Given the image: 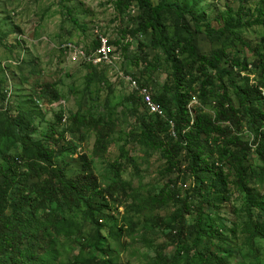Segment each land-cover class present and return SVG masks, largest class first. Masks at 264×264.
Returning <instances> with one entry per match:
<instances>
[{
	"label": "rangeland",
	"instance_id": "374dc122",
	"mask_svg": "<svg viewBox=\"0 0 264 264\" xmlns=\"http://www.w3.org/2000/svg\"><path fill=\"white\" fill-rule=\"evenodd\" d=\"M115 1L0 0V165H5V156L15 157L22 152L19 131L12 132L8 137L3 136L5 128L9 130L7 117L15 116L19 110L30 112L38 128L32 139L52 151V162L64 170L68 179L76 181L86 173L88 166L87 173L95 176L101 189L113 185L119 188L112 190L113 198L108 197L109 210L105 211L104 216L83 220L77 212V221L71 223V227L68 225L66 231L57 233L52 230L54 236L47 238V241H51L58 251V264L87 261L90 255H94L95 260L86 264L101 263L104 258L115 264H166L161 259L162 255L169 259L167 264H172L173 259H178V264H186L187 254L182 253L179 257L180 250L188 248L194 255L201 253L207 245L205 238L197 247L194 245L197 233L195 226L200 217H212L216 223L220 222V218L230 228L249 219L246 193L237 183L238 159H243L248 172L251 168L259 169V161L256 151L245 152L238 146H229L225 152L222 142L214 145L218 150L222 149L221 154L215 151L210 157L209 147L202 167L216 162L217 168L219 166L216 173L226 179L228 192L215 191L213 197L208 198L197 180L186 172L188 161L184 154L177 157L182 173L177 170L168 173L165 152L141 144L140 136L144 130L141 120L148 114L124 77L133 76L151 87L153 95H160L164 87H171L172 67L165 55L154 48L151 32L143 37L132 34L139 25L136 20L139 17L138 10L130 17H121L117 14ZM172 1L179 2L186 9L193 7L196 14L204 13V22L210 23L211 29L216 31L210 37L204 26L202 32L197 33L191 16L184 14L182 22L188 24L194 33L193 43L197 52L209 54L213 50L225 48L229 55L239 57L242 62L248 60L251 64L260 53L264 56V0ZM241 4L254 11L252 16L245 17V20L251 21V25L240 26L234 29L235 33L223 35L227 16L234 23ZM69 10L71 15L68 14ZM96 27L110 34L112 41L121 35L125 39V47H116L121 55L116 61L117 69L110 71L104 67L71 64L67 59L63 45L72 42L82 47L92 46ZM168 31L170 36L174 34L172 27ZM144 56L154 64L152 71L143 62ZM186 57L179 55L178 58L186 61ZM221 67L228 68L232 74L242 68H232L229 63H223ZM243 77L249 78L254 84L264 82V70L253 67L252 71H243ZM243 77L237 78L238 82L245 81ZM200 78L192 86L195 91H199L203 84L204 77L200 75ZM6 90L9 92L7 97ZM168 93L170 103L167 109L170 112L177 108L174 87ZM38 94L42 95V106L35 102ZM192 94L198 95V92ZM233 101L239 108V99L235 95ZM214 103L195 98L189 105L190 113L195 115V108H198L214 118ZM78 114L96 119H114L116 129L104 157L95 154L97 136L91 130L84 140H81V135L87 132L86 129L76 136L66 134V139L75 146L74 152L68 151L67 141L56 142L60 138L58 133L64 128L69 129L73 117ZM60 115L63 119L65 115L66 121L61 122ZM64 123H67V128L62 126ZM261 130H264V124H254L250 117L245 116L240 130H234V133L241 136L243 141L253 144ZM114 164L122 167L117 177L112 168ZM213 175L210 173V176ZM3 182L4 179L0 177V185ZM249 185L253 194L264 196V180L251 176ZM161 190H172L177 196L176 200L155 207L154 198ZM93 200L97 201L98 197H93ZM184 202L189 214L182 220V226L187 231L184 234L186 241L180 243L177 231L170 226L182 229L178 221L183 214L181 209H185ZM56 206L52 204L51 209L56 210ZM13 209L15 206L8 209L6 219L13 217ZM84 211L82 208L80 212ZM254 214L259 221H264V216L257 209H254ZM96 224L99 225L100 237L98 248L93 249L91 245ZM170 235L175 236L174 241L169 238ZM243 238L240 235L239 239L234 240L229 236L224 245L232 255L233 264L244 262L241 250L247 254V259L250 258L249 247L243 246ZM256 246L264 247V242L257 241ZM259 261L264 264V249ZM191 264H194L192 260Z\"/></svg>",
	"mask_w": 264,
	"mask_h": 264
},
{
	"label": "trees",
	"instance_id": "16d2710c",
	"mask_svg": "<svg viewBox=\"0 0 264 264\" xmlns=\"http://www.w3.org/2000/svg\"><path fill=\"white\" fill-rule=\"evenodd\" d=\"M114 5L117 14L121 17H130L133 10H138L139 17L136 20L139 21V25L132 34L143 37L151 32L154 48L165 55L172 67L170 89L164 87L160 95H153V97L161 108L167 109L170 103L168 92L174 87L177 108L169 112V118L174 122V127L172 128L168 121L146 111L148 115L141 120L144 130L140 136V142L144 146L153 150L162 149L165 152L168 161L166 171L169 173L177 170L182 173L177 157L184 154L188 161L186 172L197 180L198 185L202 186L205 195L212 198L215 191H221L219 193L224 194L228 191L226 179L220 178L216 173V170H219L216 162L202 167L205 152L209 147L210 157L215 151L221 154L222 149L225 152L228 151L226 147L238 146L245 152L256 151L259 161V169L251 168L248 172V166L243 165V159H238L237 183L246 193L249 219L237 225L238 228L236 226L230 228L220 218V222L216 223L212 217H200L195 226L197 233L194 245L197 247L202 242V238H205L207 244L205 249L199 254L192 255L191 250L184 248L178 252V256L186 252V264H191V260L194 264H233L232 255L224 245L229 236L236 240L242 235L244 236L243 246L249 247L248 257L250 255V258L247 259V254L245 255L241 250L244 262L240 264H260L259 256L264 247H257L256 243L257 241L264 242V221L258 220L254 209L264 216V196L252 193L249 177L264 180V130L257 133L253 144L243 141L241 136L234 133V130H240L242 119L245 116L250 117L254 124L259 126L264 124V82L254 84L249 78L243 77V71H252L253 67L264 70V56L260 53L251 64L248 60L242 62L239 57L229 55L225 48L213 50L209 54L197 52L193 43L194 33L188 24L182 22L184 14L191 16L197 33H201L204 26L210 37L216 31L211 29L210 23L204 22V13L196 14L193 7L186 9L177 1L116 0ZM253 12L251 7L241 4L236 12L234 23L231 22L232 18L227 16L222 34L235 33L234 29L240 26H250L251 21L245 20V17L252 16ZM68 14L71 15L70 10ZM72 21L77 25L74 19ZM170 27L174 31L172 36L168 31ZM121 36H118L113 43L117 47L126 46L125 39ZM92 47H97L96 42ZM142 52L144 54V50ZM179 55H187L186 61L179 60ZM142 60L151 71L154 69V64L147 56H144ZM223 63L231 64L232 68L242 67L241 71L232 74L228 68L221 67ZM200 75L204 77L203 84L199 91H195L192 86L201 79ZM240 77L246 80L238 82L237 78ZM139 83L148 86L141 80ZM197 92L198 95L192 94ZM5 93L7 97L8 90ZM233 95L239 99V108L234 104ZM193 96H198L205 103L215 102V117L212 118L211 115L195 108V115L192 118L188 104L191 103ZM35 102H43L41 94L37 95ZM139 103L144 108L142 102ZM59 120L61 122L63 120L61 115ZM66 125L67 123H64L62 126L66 127ZM7 126L9 130L5 128L3 136L8 137L12 132L19 131L18 140L22 145V152L15 157L5 156V165H0V177L4 179L0 185V264H58L60 260L58 251L51 241H47V238L54 236L52 230L57 233L66 231L72 226L71 223L77 221V212L83 220H94L95 217L104 216L105 211L109 210L108 197H114L112 190H117L118 186L113 185L107 189H101L95 176L87 173L88 166L86 173L79 176L76 181L68 179L64 170L52 162V151L44 145H38L32 139L38 128L30 112L19 110L15 116L9 115ZM82 129H86L87 132L82 133L81 140L88 137L90 130L96 132L95 154L100 158L104 157L110 146V138L116 129L114 119L111 117L96 119L78 114L73 117L69 129L64 128L58 133L60 138L56 142L65 143L67 141L68 151L74 152L75 146L66 139V134L76 136ZM216 142H222L223 148L218 150L214 146ZM112 168L115 170L116 177L119 176V171L122 170L121 165L114 164ZM210 173L214 175L210 176ZM95 196L98 197L97 201L93 200ZM176 197L172 190H161L154 198L153 204L155 207L163 206L170 201H175ZM52 204H57L56 210L51 209ZM186 205L184 202L183 208L185 209H181L183 214L178 221L181 226L182 220L189 214ZM11 206H15L11 214L13 217L6 219L5 216ZM82 208L84 212H80ZM42 210L43 215H41ZM98 219L101 220V218ZM98 226L91 245L93 249L98 248L100 237ZM170 228L177 231L180 243L186 241L184 234L187 231L184 226L181 230H177L175 226H170ZM191 230L192 228L189 230L190 234H192ZM169 238L175 240L173 235ZM100 251L104 253L102 249ZM105 252L109 253L108 250ZM161 259L166 264L169 263L167 256L162 255ZM93 260L95 256L90 255L87 261L76 260V264L84 262L86 264ZM171 262L178 264V259H173ZM97 264L115 263L104 258L101 263Z\"/></svg>",
	"mask_w": 264,
	"mask_h": 264
},
{
	"label": "built area",
	"instance_id": "2783aa9c",
	"mask_svg": "<svg viewBox=\"0 0 264 264\" xmlns=\"http://www.w3.org/2000/svg\"><path fill=\"white\" fill-rule=\"evenodd\" d=\"M95 35L96 41L98 42V47L95 50L87 51L84 47L78 46L72 42L65 43L63 49L66 51L69 61L79 65H92L95 67L105 66L112 68L118 60V57H121L120 53H117L115 46L112 45L109 34L100 32V30L97 29ZM127 81L133 90L139 93L146 109L151 114H157L162 118H166L167 114L165 110L161 109L159 105L154 102L148 88L139 87L137 81L131 77H128Z\"/></svg>",
	"mask_w": 264,
	"mask_h": 264
},
{
	"label": "clouds",
	"instance_id": "9594fccd",
	"mask_svg": "<svg viewBox=\"0 0 264 264\" xmlns=\"http://www.w3.org/2000/svg\"><path fill=\"white\" fill-rule=\"evenodd\" d=\"M135 10H133V12H134ZM133 12H132V14H133ZM100 30V28H98V27H96L95 28V32H96V30ZM100 32H102L101 30H100ZM103 33H106V32H103ZM106 34H108V33H106ZM110 35V34H109ZM110 37H111V35H110ZM117 39V38H116ZM115 39V40H116ZM112 40V39H111ZM115 40H113L112 41V45H114L115 46V48L117 47L115 44H113L114 42H115ZM96 42V44H97V47H98V42L96 41V35H95V41L93 42V44H92V46L94 45V43ZM92 46H90V47H85L84 46V48L87 50V51H90V50H95L96 48L95 47H92ZM64 50V49H63ZM117 50V49H116ZM65 51V50H64ZM65 53H66V51H65ZM117 53H119V51L117 50ZM67 55V54H66ZM67 59H68V55H67ZM69 60V59H68ZM70 62V61H69ZM71 63V62H70ZM72 64V63H71ZM82 66H87V65H82ZM87 67H94V68H101V67H104V68H108V67H105V66H100V67H95V66H87ZM110 71L111 70H114V69H117V62H115V65L112 67V68H108ZM128 77H130V76H127V77H124L125 79H126V81H127V78ZM131 78L132 79H134V80H136L137 81V83H138V85H139V87H146V88H148L149 89V91H150V93H151V95H152V97H153V94H152V90H151V87H149V86H144V85H141L140 83H139V81H138V79L137 78H135V77H133V76H131ZM128 82V81H127ZM129 84V83H128ZM129 86L131 87V85L129 84ZM131 89H132V91L135 93V95L137 96V99L139 100V101H141L142 102V104H143V106H144V108H145V110L149 113V114H151L147 109H146V107H145V105H144V102H143V100L141 99V97L139 96V93L136 91V90H133V88L131 87ZM195 98H196V100H197V97L196 96H193V98H192V101H191V103L192 102H194V100H195ZM153 100H154V97H153ZM154 102H155V100H154ZM42 103L43 102H39V103H37V105L38 106H42ZM156 103V102H155ZM40 104V105H39ZM157 104V103H156ZM55 105V104H54ZM158 105V104H157ZM190 104H188V109H189V111H190V106H189ZM160 107V106H159ZM161 108V107H160ZM161 109H163V110H165V112H166V114H167V116H166V118H162V117H160L159 115H157V114H151V115H156V116H159L160 118H162V119H164V120H166V121H168L169 123H170V125H171V127L173 128L174 127V122L172 121V120H170V118H169V110L168 109H165V108H161ZM191 114V113H190ZM64 116V121H66V119H65V115H63ZM192 116V115H191ZM192 118H194V115L192 116ZM173 130V129H172ZM172 134L173 135H175L174 134V131H172Z\"/></svg>",
	"mask_w": 264,
	"mask_h": 264
}]
</instances>
